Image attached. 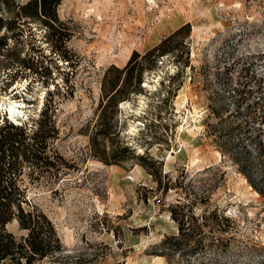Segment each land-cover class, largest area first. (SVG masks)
<instances>
[{
    "label": "rangeland",
    "instance_id": "1",
    "mask_svg": "<svg viewBox=\"0 0 264 264\" xmlns=\"http://www.w3.org/2000/svg\"><path fill=\"white\" fill-rule=\"evenodd\" d=\"M57 16L68 61L32 23L0 55V123L8 101L22 106L16 120L30 134L52 110L56 134L45 157L53 166L23 164L19 186L23 209L44 213L55 228L62 248L53 264H166L153 250L176 235L170 209L178 202L197 216L218 207L228 222L220 232L203 227L205 249L172 264H264V197L221 155L207 126L217 122L213 109H232V89L243 86L250 100L264 91V0H62ZM186 24L178 58L160 57L143 73L141 93L117 103L119 139L147 156L146 168L91 157L105 69L123 68L133 51L143 55ZM29 58L48 77L43 68L24 70ZM11 60L17 65L2 69ZM6 228L24 235L15 221Z\"/></svg>",
    "mask_w": 264,
    "mask_h": 264
},
{
    "label": "trees",
    "instance_id": "2",
    "mask_svg": "<svg viewBox=\"0 0 264 264\" xmlns=\"http://www.w3.org/2000/svg\"><path fill=\"white\" fill-rule=\"evenodd\" d=\"M61 1L27 0L20 3L19 0H0V55L8 52V39L14 40L21 36L24 27H29L32 23L39 24L48 31L47 41L52 53L68 61L65 43L69 35L64 32V23L57 16V7ZM189 33L190 26L183 25L143 55L133 51L123 68L111 65L105 69L98 104L100 113L94 132L90 135L91 157L107 166L120 165L131 159L146 168L147 156H135L119 139L114 124L117 103L141 93L143 73L153 70L160 57L171 55L177 59L176 54L181 52L179 47L183 46ZM177 38L180 41L175 45ZM17 63L11 60L2 69H8ZM21 65L24 70L34 74H40L37 70L43 68L42 63H34L30 58ZM185 67L193 69L188 63ZM43 70L47 73L42 72L41 77H48L49 70ZM231 92L232 109L228 107L224 114H220L219 110H212L217 122L207 125L211 129L209 134L214 138V144L221 155L236 167L237 172L257 195L264 197V91L252 100L241 85ZM49 111L52 112L47 108L42 111L43 119L38 129L31 134L27 132L25 123L20 120L15 123L7 114L1 115L0 264H37L44 260H50L48 264H53L56 254L61 252L60 240L49 218L36 209H23L24 195L19 186L23 164L30 167H38L40 163L46 167L53 166L45 157L48 140L56 134ZM156 182L160 181L156 179ZM189 209L188 204L181 202L171 207V219L177 225V233L164 236L154 247L153 255L164 258L166 264H172V257L175 255L182 258L205 249L203 227L210 224L213 232H220L223 230L219 224L228 222V218L223 216L218 207L211 211L204 210L198 216ZM13 221L24 235L17 237L7 230L6 226ZM192 264L218 263L194 259Z\"/></svg>",
    "mask_w": 264,
    "mask_h": 264
},
{
    "label": "bare ground",
    "instance_id": "3",
    "mask_svg": "<svg viewBox=\"0 0 264 264\" xmlns=\"http://www.w3.org/2000/svg\"><path fill=\"white\" fill-rule=\"evenodd\" d=\"M124 58V57H123ZM124 60V59H123ZM145 86V85H144ZM0 103H1V101H0ZM6 103V102H5ZM123 103H127V102H122L121 104H123ZM2 105V104H1ZM0 105V106H1ZM124 105V104H123ZM3 106V105H2ZM6 106H8L7 107V112H8V115H9V118L12 120V121H14V122H18V120H16V117L20 114V113H22L21 111H19V110H21L20 108L22 107V106H20V105H18L17 104V102L15 101V102H11V101H8V105H6ZM22 115V114H21ZM16 120V121H15ZM255 193V192H254ZM256 194V193H255ZM257 195V194H256Z\"/></svg>",
    "mask_w": 264,
    "mask_h": 264
}]
</instances>
